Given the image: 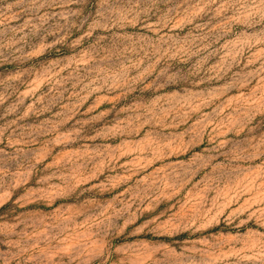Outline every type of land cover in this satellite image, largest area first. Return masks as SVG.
Masks as SVG:
<instances>
[{"label":"rangeland","instance_id":"374dc122","mask_svg":"<svg viewBox=\"0 0 264 264\" xmlns=\"http://www.w3.org/2000/svg\"><path fill=\"white\" fill-rule=\"evenodd\" d=\"M0 264H264V0H0Z\"/></svg>","mask_w":264,"mask_h":264}]
</instances>
